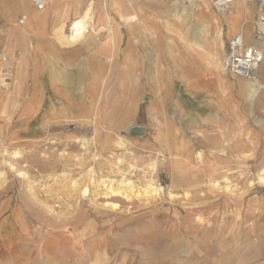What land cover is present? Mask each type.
<instances>
[{
  "label": "rangeland",
  "instance_id": "rangeland-1",
  "mask_svg": "<svg viewBox=\"0 0 264 264\" xmlns=\"http://www.w3.org/2000/svg\"><path fill=\"white\" fill-rule=\"evenodd\" d=\"M85 1L80 0L77 14ZM243 6L250 15L233 17L235 27L227 35L226 16ZM74 9L59 16L65 31L77 19L71 20ZM237 9L222 14L212 0H91L84 13L91 12V26L78 47L91 56L103 54L101 64L109 72L92 74L91 103L83 114L77 112L87 118L85 125L50 112L45 120H52L43 132L22 113L33 86L31 73L18 63L25 57L21 44L28 35L23 30L8 34V47L0 40L5 59L0 64V264H264V185L256 183L264 168V89L248 98L253 105L246 108V94L252 92L247 83L256 82L255 75L236 79L238 91H232V97L228 85L220 89L219 114L231 112L233 121L241 119L236 128H226L231 124L223 122L225 129L213 143L209 132L205 139L197 138L163 83L166 51L172 56V46L184 58L191 57L193 67H201L206 77L229 76L226 69L214 68V61L219 57L223 63L227 39L241 23L236 20L244 15L253 21L256 15L253 5L241 0ZM22 12L17 11L15 21L25 15ZM244 27L252 35L254 23ZM219 31L224 36L221 47ZM172 35L175 40L167 42ZM261 38L264 41V35ZM100 41L102 51L96 47ZM246 111L252 120L248 117V134ZM157 131L164 133L167 146L156 140ZM119 138L125 141L121 146L116 144ZM202 143L212 145L206 156L198 149ZM14 147L21 156L8 158L16 168L10 170L2 150L11 153ZM121 154L127 159L121 171L128 175L136 170L131 180L138 187L150 180L159 194L134 191L124 197L88 184L87 168L92 167L96 177L112 176L114 160ZM153 160L156 167H147ZM18 170L28 179L18 176ZM222 176L234 185L232 193L207 187ZM78 177L80 185L88 187L86 195L71 189ZM110 201L118 206L113 208Z\"/></svg>",
  "mask_w": 264,
  "mask_h": 264
},
{
  "label": "crops",
  "instance_id": "crops-1",
  "mask_svg": "<svg viewBox=\"0 0 264 264\" xmlns=\"http://www.w3.org/2000/svg\"><path fill=\"white\" fill-rule=\"evenodd\" d=\"M59 1V2H58ZM72 0H54V1H49L47 4V11L44 14L38 15L36 18L39 20V26L36 31H34L31 27L27 28V19L24 16V24L19 25L18 24V19L15 21L13 16V25L15 27L20 28V30H23L25 32L27 38L24 43H22V52L25 55L20 61L18 62L20 64V67L23 69L27 67L28 73H31V83L34 82L32 79V75L34 73L36 74H41L39 75L40 77H44L45 74H47L50 69L53 71H57L56 69H61L64 68L65 70L68 71L73 77H75L78 74H83L85 73H92L95 75L96 73H106L109 72L107 70V67L101 64L102 62V57L104 56L103 54H97V55H90L89 53L85 52L86 48L85 47H78V45H81L83 43H78L76 47L70 48V49H62L60 44H58L56 38L54 37V30L56 27H58L61 23L60 21V15L67 11L68 9L74 5L75 7V12L78 10V6L80 3V0L74 1L71 3ZM91 0L85 1V7L84 9L79 12L78 14L74 17H72L71 20L74 18H78L79 16H82L86 9L89 6ZM69 2L68 4H66ZM118 2V1H117ZM239 2L236 1V3H233L231 7L236 8L239 6ZM94 4V3H93ZM112 5H115V3H112ZM254 9H255V19L252 20H246L245 17L241 16L236 20V23L241 22L239 28L237 31H242L244 36H245V41L249 45H256L260 46L262 44L263 47V57H264V41L262 38H258L254 34V30L251 33H248L246 31V28L244 25L247 22L250 23H256L257 19V4L252 3ZM66 9V10H65ZM111 10V7H109ZM108 9V10H109ZM35 11L30 10L27 12V18L29 21L32 20L33 16H35ZM112 12V10H111ZM111 12L109 15H111ZM24 14V12H22ZM72 10L71 14L72 15ZM16 15V13H15ZM42 15V16H41ZM107 18V16H106ZM68 19V18H67ZM216 19V18H214ZM235 27V25H233ZM230 27V26H229ZM231 31L230 29H227V35ZM19 31L15 30L13 31V34H17ZM68 32V30L66 31ZM234 32V33H235ZM97 33V32H96ZM233 34V33H232ZM231 34V35H232ZM230 35V36H231ZM229 36V37H230ZM253 38V39H252ZM174 41L175 37L172 35L171 38L167 37V42L168 41ZM229 39V38H228ZM227 39V41H228ZM111 41V39H109ZM86 42V39L84 40ZM104 41V40H103ZM103 41L96 43V47L99 51L103 50ZM252 41V42H251ZM114 48H117L116 46H113ZM260 48V47H259ZM96 49V48H95ZM261 49V48H260ZM93 50V49H92ZM226 51H227V43H226ZM226 51L224 52V59L226 55ZM166 69H165V77L163 78V83L165 85L166 92L168 93L172 98L171 102L175 107H180L181 113H184L185 116H182L188 125H190L198 134L197 138L198 139H205L207 132L211 134V136L216 140V137H220V132L223 131L222 124L224 123H230L231 125L227 126L226 128H236L237 123L239 120L233 121V114L231 112H225V114L221 115L220 113V107L222 105L221 98L219 99L220 96V89L228 85V88L230 89V96H234L232 94V91H238V80L236 79H243L241 77H236L230 73H228L229 76H223V74L220 75H215L214 77H206L205 74L201 73V70H203L201 67H193L192 58L191 57H183L184 54L180 55L177 48L175 49L174 46H172L171 49V55L170 56V51L167 49L166 51ZM113 56L115 54H112ZM110 55L109 57H113ZM96 58L94 61L91 60ZM223 59V63H224ZM108 61H111V58H108ZM203 67V66H202ZM106 68V69H105ZM122 68V67H121ZM158 66H157V71H158ZM59 69V70H60ZM122 72V70H121ZM164 73V72H162ZM172 73L173 75H180V77H173L170 75ZM217 74V72H216ZM182 75V76H181ZM46 78V77H45ZM257 79V80H256ZM33 80V81H32ZM256 82H259L260 88L257 90V92L261 89H264V60L259 64L257 70L255 71V79ZM41 81V80H39ZM179 81V82H177ZM249 81V80H248ZM34 85V84H33ZM33 86H29V89H32ZM248 91V90H247ZM256 92V93H257ZM256 93H250L246 94L247 99H251L255 96ZM167 95V94H166ZM219 95V97H218ZM247 101V104L245 105L248 106L249 104L253 105L252 100ZM188 101L186 104L187 106H181L179 103L181 101ZM224 100V106L226 105ZM149 109V107H148ZM262 109L260 108V111ZM154 111V110H153ZM247 114L245 116V131L248 134L249 132L252 131V127L250 126V123L248 124V117L249 121L251 122L252 120L251 117L248 115L251 113V111H246ZM46 118V116H44ZM43 118V120H44ZM154 119L156 116L153 117ZM28 121V117H27ZM156 140L159 142V140H163L167 146L166 143V138L165 135L162 131H157L156 134ZM205 142V141H204ZM160 143V142H159ZM212 143V144H213ZM164 144V146H165ZM211 145V144H209ZM209 145H206L205 143H202V146L198 148L203 152V154L206 156L209 152H212V145L208 147ZM160 146H163L160 144ZM175 149H173V152Z\"/></svg>",
  "mask_w": 264,
  "mask_h": 264
},
{
  "label": "bare ground",
  "instance_id": "bare-ground-1",
  "mask_svg": "<svg viewBox=\"0 0 264 264\" xmlns=\"http://www.w3.org/2000/svg\"><path fill=\"white\" fill-rule=\"evenodd\" d=\"M49 1H54V0H49ZM74 1H77V0H74ZM249 4H252V3H249ZM47 9H48V7H44L41 10H36L30 0H0V36L2 34V37H0V40H3L6 43V47H8L7 46L8 34L10 35L11 33L13 34V31L20 30V28L15 27L13 25V16H15V13H17V11H23L24 12V14H25L24 17L27 19V22H28L26 27L27 28L31 27L34 31H36L38 29V26H39V23H38L39 20L36 17L40 14H44L47 11ZM30 10L35 11L34 12L35 16H33L31 21L28 20L27 15H26L27 12H29ZM249 10L250 9L243 6L242 8L237 9V12L235 15H234V13L232 14V12H231V13H229V15L226 16L228 24L231 27V29L234 28L233 25H235L233 17H235L236 15H241L243 13H247L248 15H250ZM244 11H246V12H244ZM133 18H134L133 16L129 17V19H133ZM73 22H74V25L70 29V31L68 30V32L65 31L66 24L64 21L61 22L60 25L58 27H56V29L54 30V37L56 38L58 44H60L62 49H70V48L76 47L78 45V43L80 44V43L85 42L84 41L85 40L84 35L86 34V28L90 27L91 22H92L91 12L88 10L86 12V14H84L82 17L74 19ZM223 39H224L223 33L219 31L218 32V40H219L220 47L222 46V44L224 42ZM259 47L261 48V50H263L262 44ZM4 61H5V59H3V56H0V64L1 65H2V62H4ZM213 66H214V68H220L221 71L223 69H225L224 63H221V60L219 57H216ZM125 68H126V72L130 70V69H127L126 66H125ZM59 69H56L57 71H53L52 69H50V71L47 74H45L44 77H40V78L38 75H36V73H34L35 75L33 74L32 79L34 80V82H33L34 85H33V88L31 89L30 98H29L28 102H26L22 113L30 116V117H28V120H30L34 123L33 125H34V127H36V130L42 131L43 130L42 128L44 127V125L47 124L46 122H50V120H52V119L45 120V118H44L45 114L50 113V112H52V114H58V113L64 114L65 120H63V121H65V122H75V123L81 124V125H85L87 123V118L82 116V115L77 114V112L78 113L81 112L83 114V112L86 111V108H84V106L89 105L91 103V94H89L88 90L90 89L89 87L91 86L90 82L93 80L92 79V73H85L84 72L82 74V76H80L79 80L75 81V78L73 77V75L68 73L67 70H65L64 68H61L60 70ZM122 72L125 73L124 65L122 67ZM39 80H41V81H39ZM15 82H17V83L20 82V76L17 77ZM0 83H1V80H0ZM247 84L249 85V88L252 90L253 94L256 93L257 90L260 88V84H258L257 82H249ZM62 116L63 115H61V118H62ZM43 118H44V120H43ZM53 119H55L54 116H53ZM32 129H33V127H32ZM36 132H38V131H36ZM35 137H39V136H35ZM31 138L34 139L33 137H31ZM76 141H80V140L78 139ZM124 142L125 141L122 138H119L118 141L116 142V144L121 146L124 144ZM14 148L15 149L11 153H9L7 150H2L3 152L6 151V154L8 156L7 158L5 157V159H3V162H4V164H6V166L10 170H16V168L12 164L11 159L9 160L8 158L21 156L20 150L17 147H14ZM121 155L116 156V158L114 160V164L112 163L113 169L116 168V171L114 172L113 175L117 174V175H119L120 178H118V179L113 178L112 177L113 175L111 176L110 174L99 175L98 177H96L94 170L92 169V167H90V168H87L86 172H85V175H86L85 179L88 180V184L92 183V186L97 187V188H99L100 186H103V189H105L106 192L111 191V193L113 192L114 194H122V196H124V197L125 196L127 197L129 195L128 193H132L134 191H136V194H139L140 192L141 193L144 192V194L146 192L150 193V194L151 193H153V194L158 193L159 190L155 186H153L152 183H149L150 180L144 181V183H142L141 186L138 187V185L135 184L136 182L134 183V180H131V178L128 175H125V173H123L125 170H122L123 172L121 171L120 164L122 162L127 161V159L125 160V157H124L125 153H124V155H122L123 157H121ZM131 155L132 154H130V156ZM172 158H173L174 162L176 163L178 160V157L174 155V156H172ZM198 158H201V156H199V154H198ZM154 161L155 160H153V162L151 164L147 165V167L155 168L156 162H154ZM130 166H131V164H130ZM1 171L2 170H0V176H3L4 173ZM112 171L113 170H110L109 172H112ZM138 171H140V170H138ZM155 173H156V171H155ZM17 175L23 179H28V174L24 171L18 170ZM81 178L82 177H78V178L72 180L71 189L73 191L80 189L79 191L82 193V195H86V193L88 192V187H86L87 186V185H85L86 183L83 186L80 185V182L82 181ZM139 182H141V181H139ZM256 183H258L260 185H264V168L258 172V174L256 176ZM207 187L212 189V190L213 189L219 190V189L223 188L226 191H230L231 193L235 189L234 185L230 184L229 179L225 176H222L220 180H212L211 179L208 182ZM111 195L112 194H110L108 196L110 197ZM107 203L109 205H111L113 208L118 206V203H116L114 201L113 202L110 201ZM47 262H49V259Z\"/></svg>",
  "mask_w": 264,
  "mask_h": 264
},
{
  "label": "built area",
  "instance_id": "built-area-1",
  "mask_svg": "<svg viewBox=\"0 0 264 264\" xmlns=\"http://www.w3.org/2000/svg\"><path fill=\"white\" fill-rule=\"evenodd\" d=\"M36 10L43 9L49 0H30ZM240 0H212V6L218 12L228 11L232 4ZM244 3L257 4V19L254 25V34L258 38L264 35V0H241ZM18 24H24V17L18 19ZM74 22L69 24L68 30L73 27ZM263 60V52L256 45H249L245 41L242 31L233 33L227 41V51L224 59L225 69L236 77L244 79H253L255 71ZM132 171L129 170V173ZM128 176L133 178L136 170H133Z\"/></svg>",
  "mask_w": 264,
  "mask_h": 264
}]
</instances>
